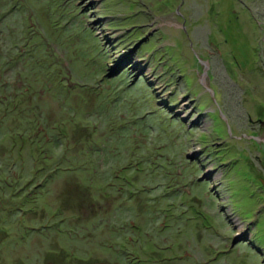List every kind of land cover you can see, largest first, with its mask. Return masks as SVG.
Wrapping results in <instances>:
<instances>
[{"label": "rangeland", "instance_id": "1", "mask_svg": "<svg viewBox=\"0 0 264 264\" xmlns=\"http://www.w3.org/2000/svg\"><path fill=\"white\" fill-rule=\"evenodd\" d=\"M259 121L264 0H0V264H264Z\"/></svg>", "mask_w": 264, "mask_h": 264}, {"label": "trees", "instance_id": "2", "mask_svg": "<svg viewBox=\"0 0 264 264\" xmlns=\"http://www.w3.org/2000/svg\"><path fill=\"white\" fill-rule=\"evenodd\" d=\"M47 45V44H46ZM47 48H48V46H47ZM16 62V61H15ZM18 65H20V62H17L16 64H14V66L15 67H17ZM44 67V66H43ZM11 71V70H10ZM124 71V70H123ZM30 73H33V72H29V74ZM122 73V72H121ZM120 73V74H121ZM119 74V75H120ZM9 76V78L11 79L13 76L12 75H8ZM36 80H38L39 81V78L38 79H36ZM35 80V82H37ZM50 77L48 78V79H46V80H43L42 81V84H43V87H42V91L44 90V89H48V88H50L49 87V85L51 84L50 83ZM53 81V80H52ZM31 82H33L32 80H31ZM131 85V84H130ZM58 87V89H60V91H63L64 90V93L66 94V95H68L69 94V92L67 91V93H66V90L64 89V88H61L60 86H57ZM63 94V93H62ZM36 108H37V110H39V104L38 103H36ZM16 110V109H15ZM14 110V111H15ZM41 110V109H40ZM42 111V110H41ZM10 115H12V112H10V113H7L6 115H4V119L5 120H7L8 118H9V116ZM45 116V117H44ZM38 117L40 118V119H43V120H46L47 119V116H46V113L45 112H43L42 111V113H40L39 115H38ZM31 123V122H30ZM26 126H22V125H18L16 128H17V130H16V132L18 131V133L19 134H22V135H24L25 133L22 131L21 132V130L23 129V128H25ZM9 133H11L10 132V130H9V128L7 129V130H5L4 132H2V130L0 129V138L1 137H3V136H5L6 134H9ZM62 143V142H61ZM67 147V146H66ZM66 147H65V150H66ZM68 156L69 155H67V158H68ZM70 163L68 162L65 166H70V167H72L73 166V164L75 163L74 161V159H70ZM63 165V163L62 164H56L55 165V167H54V170L56 171V172H54V174H52V172H51V176L52 177H54L56 174H58V172L61 170V166ZM47 169H45V167L44 168H41V169H39V172H45ZM51 176H49L48 177V180L51 178Z\"/></svg>", "mask_w": 264, "mask_h": 264}, {"label": "flooded vegetation", "instance_id": "3", "mask_svg": "<svg viewBox=\"0 0 264 264\" xmlns=\"http://www.w3.org/2000/svg\"><path fill=\"white\" fill-rule=\"evenodd\" d=\"M211 53H213L212 51H210ZM125 71V70H124ZM129 71V70H128ZM191 101V100H190ZM165 104L167 105L168 103L167 102H165ZM169 105V104H168ZM170 106V105H169ZM177 114H179V111H175V115L177 116ZM223 115H224V113H223ZM188 117V116H187ZM187 117H185V116H183V119L184 118H187ZM229 118L227 117V120H228ZM261 121V120H260ZM259 121V123H260V127H262L261 129H263L262 131H260L261 133L260 134H264V123H262V122H260ZM199 122V118H194L192 121H191V125H193L194 123H198ZM249 137H254L253 135H249ZM255 137H257V136H255ZM258 138V142H260V143H263L264 142V136H263V138H259V137H257ZM256 140V139H255ZM195 153V155H197L196 156V158L198 159V160H200L199 159V152L198 153H196V152H194ZM189 155V154H188ZM220 164H222V163H220ZM216 169V168H215ZM213 169V171H210L209 173H207V174H205V176H207V178H209V179H213V175L215 176V172L218 170V169ZM219 174V177H220V173H218ZM222 178V177H221ZM264 184V183H263ZM223 200V199H222ZM220 210L221 211H224L225 210V206L224 205H221L220 207ZM247 237H248V235H246ZM246 237V238H247Z\"/></svg>", "mask_w": 264, "mask_h": 264}, {"label": "water", "instance_id": "4", "mask_svg": "<svg viewBox=\"0 0 264 264\" xmlns=\"http://www.w3.org/2000/svg\"><path fill=\"white\" fill-rule=\"evenodd\" d=\"M213 45V44H212ZM214 49H216L217 50V48H216V46L215 45H213L212 46ZM126 58V57H125ZM127 59V58H126ZM128 61V60H127ZM131 62V60L129 61V62H126V60H125V62L123 61H120L119 62V64H116V65H112L111 67H110V72L107 74V76L108 77H111V76H114V75H117V74H120L127 66H128V64ZM144 72V70H142L141 72H139L138 73V75H140V74H142ZM136 77H138V76H136ZM254 139H256V140H258V138L257 137H253ZM195 152V151H194ZM197 153V152H196ZM196 156L197 155H195V153H193L192 152V154L191 153H189V155H188V157L189 158H191L192 160L193 159H195L196 158ZM240 237L239 236H237L236 237V239H235V243L237 242V240L239 239Z\"/></svg>", "mask_w": 264, "mask_h": 264}]
</instances>
